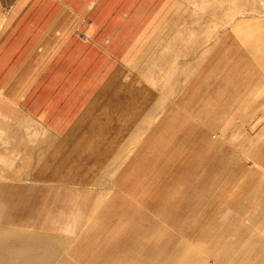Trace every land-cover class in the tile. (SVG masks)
I'll list each match as a JSON object with an SVG mask.
<instances>
[{
	"label": "crops",
	"instance_id": "crops-1",
	"mask_svg": "<svg viewBox=\"0 0 264 264\" xmlns=\"http://www.w3.org/2000/svg\"><path fill=\"white\" fill-rule=\"evenodd\" d=\"M188 9L185 0H0V114L38 131L28 168L6 186L12 201L18 195L29 205L24 222L37 205L58 222L78 207V221H87L86 229L57 231L74 240L52 264H131L133 236L154 233L169 244L202 243L264 179L251 158L264 169V103L253 101L264 73L233 38L196 66ZM139 127L135 148L98 200L108 165ZM246 139L254 141L252 155ZM33 180L45 182L49 196L35 192L42 187Z\"/></svg>",
	"mask_w": 264,
	"mask_h": 264
},
{
	"label": "bare ground",
	"instance_id": "bare-ground-1",
	"mask_svg": "<svg viewBox=\"0 0 264 264\" xmlns=\"http://www.w3.org/2000/svg\"><path fill=\"white\" fill-rule=\"evenodd\" d=\"M198 1L199 0H197V1L194 0V3L196 4V6L199 5L200 8H204L206 10L207 14L205 15V13H204L205 10H203V12H201L202 10L199 9L201 13L199 11L198 12L195 11V13L197 14L196 15L197 18L195 17L196 18L195 20L197 21L198 19H201L202 18L201 15H202V13H204L203 15L205 16L206 19L203 22L206 23V26H205V28H203V30H202V28L193 29L192 31H189V33L187 35V37L193 39V42H194L193 43V53L195 54L194 60L196 62V66L198 64H200V62L203 61L206 54H208L210 51H212L211 49L216 43H224V41L227 38L232 43L231 38H233L235 40L234 43L240 44L242 46V49L246 52L247 56H249L251 58V60L254 62L252 65L256 69H259L262 73H264V14L263 13L261 15L258 14L257 17L256 16L254 17L257 19L256 26L255 25L252 26V24H249V21L247 20V18L249 17L247 12L249 10L253 11V10L257 9V0H200L199 3L197 4ZM192 2H193V0H192ZM225 2L227 4H226V6L223 7V4ZM245 3H247V4H245ZM242 5H245V6L243 7ZM247 9H248V11H247ZM255 11H254V13H255ZM258 13H259V11H258ZM252 14H251V16H252ZM200 21H202V20H200ZM197 22H199V21H197ZM193 25H195V24L193 23ZM246 28H248V29L251 28V32H253V34H252L253 40H249L245 36H242V33H243L242 31ZM239 29L241 30L242 33L240 32ZM246 31L249 32L250 30H246ZM251 32H249V33H251ZM181 37L182 36H180L179 38H181ZM182 41H180V42H182ZM185 44L187 45L188 43H185ZM178 47H179V45H178ZM189 49H191V48L190 47L187 48L186 52H188ZM183 50H185V49L183 48ZM225 50H224L223 54H221V57L217 58V63H221V61H224L227 58L229 52H227ZM172 51H174V50H172ZM175 63H177V62H175ZM161 64H162V62H161ZM163 64H166V63H163ZM167 64L169 66V63H167ZM239 64H241L240 69H242V65L243 64L246 65V62L239 60ZM156 65H159V64H156ZM164 66H166V65H164ZM164 69L166 70L167 67H165ZM179 71H180V69H179ZM148 72H151V70H148ZM159 73H161V70L159 71ZM170 73H172V71ZM172 75H175V74L173 73ZM176 75H178V74H176ZM160 76H161V74H160ZM165 76H166V74H165ZM145 77H146V75H145ZM177 77H179V76H177ZM148 78H150V77H148ZM159 79L161 80V77ZM166 79L164 81H166ZM150 80H152V79H150ZM245 81H247V79H245ZM166 82H168V81H166ZM179 83H180V81H179ZM169 87H171V86H169ZM171 88H173V87H171ZM166 89H168V85L166 86ZM166 91L171 92V91H169V89ZM173 91H174V89L172 90V92ZM168 92L166 93V95H169ZM189 92H190V90H189ZM193 93H196V92H193ZM159 95H161V94H159ZM164 97H165V95H164ZM167 98H168V96H167ZM174 98L175 97H173L169 100H172V99L174 100ZM162 99L163 98H161V100ZM256 100L261 102L260 105L262 104V102L264 103V82L262 83L261 88L259 90H257V92H256V99H253V101H256ZM187 103H189V102H187ZM258 104H259V102H258ZM263 108H264V106H260L261 110H259V112H261ZM205 109H206V107H205ZM257 109H258V105H257ZM244 112H246L245 114H247V111L244 110ZM248 112H249V110H248ZM251 113H252V111H251ZM257 113H258V110H257ZM0 116H3V115H0ZM262 116H264V110L262 112ZM253 118L254 117H252V120H253ZM250 120H251V118H250ZM243 123H245V121H243ZM243 123H241V124H243ZM234 124L236 125V122ZM246 124L248 125V123H246ZM0 125H1V122H0ZM2 126H4V128L2 130L3 131L5 130L4 132L7 133L9 136L10 135L12 136L13 134H19L21 136V134L19 132L20 131L19 125L16 126V125H13L12 123H2ZM113 127H114V125H113ZM93 128H95V127H93ZM142 129L143 128L139 127L137 129V131H134L132 139L128 143L129 146L128 147H122V149L120 150V151H125V150L127 151L124 154V156L122 158H113L111 160L110 164L108 165V167L104 173L107 175V180H109L113 176V174L115 173L117 168L124 162L126 157L129 155L130 151H132V149L135 148V146H133V142H134V140H138L139 135L142 132ZM235 129H236V127H235ZM241 130H242V128H241ZM0 131H1V129H0ZM4 132H2V133H4ZM239 132H237V133H239ZM5 133H4V135H5ZM241 134H239V135H241V137L245 136V133L244 134L241 133ZM247 136L248 135H246L244 138H246ZM227 137H228V139H230V141L232 143L238 144V142L236 141V139L238 138L237 135L232 134V136H231L230 134H228ZM241 137H239V138H241ZM255 138L256 137H253L252 139L255 140ZM258 138L260 139L261 144H262L264 142V125H263V128H261V130H260ZM3 139H5V138H3ZM7 139H10V138H7ZM12 140L15 141V138H12ZM40 141L42 142L43 140H40ZM247 141H248V144H251V146L250 145L246 146V154L249 153L250 148H252V143L254 142V141L252 142L251 139L247 140ZM16 142H18L17 139H16L15 143ZM241 142H242V140L240 141V143ZM46 143L48 144L47 141H46ZM50 144H52V143H50ZM238 145L240 146V144H238ZM101 146H102V144H101ZM243 146H244V144H243ZM25 147L29 148V146H27V145ZM150 147H152V146H150ZM248 147H250V148L248 149ZM56 148L57 147H55V149ZM236 148H237V146H236ZM258 148H259V146H258ZM140 149H141V147H140ZM22 150H24V149H22ZM244 150H245V148H244ZM24 151H27V150H24ZM146 151H148V149ZM149 151H150V149H149ZM253 151H254V147H253V149L250 150L251 155H252ZM29 156L30 155H28V158L30 159ZM251 158H252V163L259 166V168H261L262 171H264L263 166L258 164L257 163L258 161H255L252 156H251ZM31 160H32V157H31ZM31 160H29V161H31ZM24 161H25V158H24ZM47 161H48V159H46V162ZM10 163L11 162L6 161V166L8 165L9 167H11L12 165ZM134 163H135V161H134ZM43 164H44V162H43ZM138 166H139V164H138ZM171 169L173 170L172 167H171ZM77 170H78V168H77ZM157 173L159 174V172H157ZM230 174H232V173H230ZM167 175H164V176L166 177ZM130 177H129V179H130ZM31 182H32V184L36 185L37 187L44 188L43 185L45 182L44 183L38 182V180L37 181L33 180ZM73 182H75V181H73ZM42 188H40V189H42ZM37 189H39V188H37ZM254 190L255 191L252 192L251 195L249 194L250 196L248 195L249 196L247 199L248 201L244 200L247 203H244L241 206H239L237 208V211L234 213V215L221 218V220H220L221 227L219 226V228L216 229L215 231H213L212 234L206 233V234H204V236H202V238H201L202 243L199 240L195 242V241H191L187 238L182 237V238L173 240L172 243L169 244L168 241L166 240L167 238H162L161 236H158L157 233L156 234L154 233L153 235L145 236L143 238H137L136 236H133L132 241H133L134 245H138V247H137V250L132 255V259L130 258L132 260L131 264H209V262H208L209 259L212 260V264H264V179L262 181H260L256 187H254ZM106 195H107V193L100 195V196H98V198L99 197L100 198L99 199L97 198V199L101 200V199L105 198ZM136 200H137V198H136ZM7 205H8L7 193L4 194V192L3 193L0 192V264H52V262H54L55 257L59 256L60 253L66 247L70 246L71 242L74 240L73 238L67 236L69 234H60L57 231L58 230H61V231L63 230V231H68V232L80 231V230L86 229V227H87V221H84L83 223L78 221V210H77L78 207H73V206L68 207L69 211L73 212V210H74V215L71 212L72 216H71L70 220H68V219L62 220V221L60 220V222H58L57 220L56 221L51 220L48 218V216L50 214V213H48L45 216L40 217V218H32L31 221L27 223V225H23L22 222L15 220L14 218H12L9 215ZM34 213H35V210H34ZM60 214H61V212H60ZM33 217H34V215H33ZM171 239H170V241H171Z\"/></svg>",
	"mask_w": 264,
	"mask_h": 264
},
{
	"label": "rangeland",
	"instance_id": "rangeland-1",
	"mask_svg": "<svg viewBox=\"0 0 264 264\" xmlns=\"http://www.w3.org/2000/svg\"><path fill=\"white\" fill-rule=\"evenodd\" d=\"M185 1L188 3V6H189L188 15H187L186 19H187V21H190V22L195 24V27H193L189 31H192L193 29H198V28H202V30H203V28H205V26H206V23L203 22L206 19L205 16L203 15L204 13H205V15L207 14L206 10L204 8H200L199 5L196 6V4L194 3V0H193V2H192V0H185ZM199 1L197 2V4L199 3ZM226 4L227 3L225 2L223 4V7L226 6ZM245 4H247V3H245ZM242 6L244 7L245 5H242ZM199 9L202 10L201 12H203V10H205L204 13H202V15L204 17L201 15L202 18L197 20L200 23L195 20L197 18V16H196L197 14L195 13V11H197V12L199 11L200 12ZM255 10H253V11L249 10L248 11V9H247V11H248L247 13H248V16H249L247 18V20L249 21V24H252V26H254V25L256 26L257 19L254 18V17L255 16L257 17L258 14L259 15H261L262 13L264 14V0H257V9H255ZM254 11H255V13H254ZM258 11H259V13H258ZM251 14H252V16H251ZM200 20H202V21H200ZM244 30L242 32L243 33L245 32L246 34L245 33L243 34L241 32V30H240V32L242 33V36H245L249 40H253V35H252L253 32H251V28H249V29L246 28ZM246 30H250L249 32H251V33L247 32ZM0 115H2V114H0ZM0 117H1L0 118V122H1V125H0V129H1V131H0V174L2 175V176L0 175V177L2 178V179L0 178V192L1 193L4 192V194L7 193V196H8L7 209H8L9 215L12 218H14L15 220H18V221L22 222L23 221L22 220L23 219L22 216L24 215V212L27 211V208H28L29 205L28 204H26V205L22 204L21 201L19 202L18 195L16 196L17 201L15 199L12 201L13 196H12V194H10V190L6 186L7 183H8L7 179H12L11 176H10V175H12V173L16 172L17 174H20L23 169H27L28 168V167H24L25 165H23V163L25 164L26 160H27V158H26L27 155L26 154L29 153L27 151H24V150H28V148H26L25 146L27 145L29 147H32L33 150L35 149L34 146H36V144H35L34 141H32V139H33V136L35 137V134L38 133V131L35 129V126L34 127L33 126L32 127L19 126V128H20L19 132H20L21 136L19 134H13L12 135L13 137L11 135L9 136L7 133L4 132L5 130L4 131L2 130L4 128V126H2V123H10V121L7 119L9 121L8 122L6 120V118H4L3 116H0ZM2 132H4L5 135ZM15 137L18 140V142H16V143H15V141L12 140V138H15ZM3 138H5V139H3ZM7 138H10V139H7ZM136 141L137 140H134L133 146H136ZM22 149H24V150H22ZM126 152H127L126 150L125 151H120L114 158H122ZM24 158H25V161H23ZM6 161L7 162H11L10 164L12 166L11 165H10L11 167H9L8 165L6 166ZM108 181L109 180H107V175L103 174L102 179L100 181V186H101L100 195H103V194H106V193L109 192V190L106 188L107 184H108ZM30 184H32V182ZM34 187H36V185H34ZM35 191L36 192L39 191L42 194L41 195L42 198H44L45 196L46 197L49 196L47 193H45L43 195V193H44L43 191H46V190H43V188L42 189H37ZM21 206L23 207V209L21 208ZM35 207H36V210H35L33 218H40V217H43L46 214L50 213L46 209L39 208L38 205L35 206ZM53 209H54V207H52V210ZM28 222H29V220H27L25 222L23 221L22 224L23 225H27ZM208 262H209V264H212V260L211 259H209Z\"/></svg>",
	"mask_w": 264,
	"mask_h": 264
}]
</instances>
